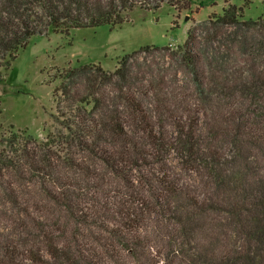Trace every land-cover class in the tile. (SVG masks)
Returning a JSON list of instances; mask_svg holds the SVG:
<instances>
[{"label": "trees", "instance_id": "1", "mask_svg": "<svg viewBox=\"0 0 264 264\" xmlns=\"http://www.w3.org/2000/svg\"><path fill=\"white\" fill-rule=\"evenodd\" d=\"M197 1L0 0V73L33 36ZM59 79L44 138L0 137V264H264V17L228 3Z\"/></svg>", "mask_w": 264, "mask_h": 264}, {"label": "rangeland", "instance_id": "2", "mask_svg": "<svg viewBox=\"0 0 264 264\" xmlns=\"http://www.w3.org/2000/svg\"><path fill=\"white\" fill-rule=\"evenodd\" d=\"M228 3L241 7L244 19L264 17V0H205L204 5L197 1L178 9L168 4L156 11L137 7L121 25L103 24L72 29L69 34L31 37L11 65L1 69L0 137L11 131L46 136L44 127L52 125L56 111L54 89L64 69L97 63L114 71L124 54L140 50L141 46L176 50L186 40L190 27L214 13L221 14ZM166 52H142L140 60L154 67L167 65L171 60Z\"/></svg>", "mask_w": 264, "mask_h": 264}]
</instances>
